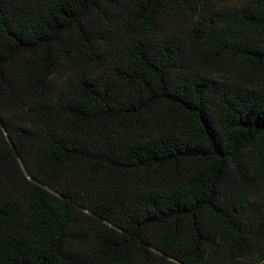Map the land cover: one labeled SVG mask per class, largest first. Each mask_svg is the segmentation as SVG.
Here are the masks:
<instances>
[{"label":"trees","instance_id":"16d2710c","mask_svg":"<svg viewBox=\"0 0 264 264\" xmlns=\"http://www.w3.org/2000/svg\"><path fill=\"white\" fill-rule=\"evenodd\" d=\"M199 2L0 0V264H264V0Z\"/></svg>","mask_w":264,"mask_h":264},{"label":"rangeland","instance_id":"374dc122","mask_svg":"<svg viewBox=\"0 0 264 264\" xmlns=\"http://www.w3.org/2000/svg\"><path fill=\"white\" fill-rule=\"evenodd\" d=\"M243 1L244 0H200L199 8L196 12L177 20H169L162 30L156 33L155 37H181L187 27L198 18L214 10H229L239 6ZM202 73L224 84L247 87L254 90L261 88L260 81L239 68L224 69L221 71L203 70ZM65 77L66 74L59 76L61 81L64 80Z\"/></svg>","mask_w":264,"mask_h":264}]
</instances>
